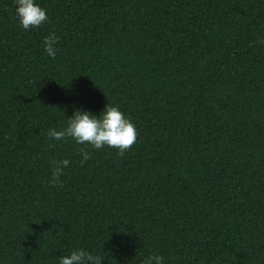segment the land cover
Returning a JSON list of instances; mask_svg holds the SVG:
<instances>
[{
	"label": "trees",
	"instance_id": "16d2710c",
	"mask_svg": "<svg viewBox=\"0 0 264 264\" xmlns=\"http://www.w3.org/2000/svg\"><path fill=\"white\" fill-rule=\"evenodd\" d=\"M37 3L24 31L0 0V264H264V0ZM107 104L137 129L123 155L48 137Z\"/></svg>",
	"mask_w": 264,
	"mask_h": 264
},
{
	"label": "clouds",
	"instance_id": "9594fccd",
	"mask_svg": "<svg viewBox=\"0 0 264 264\" xmlns=\"http://www.w3.org/2000/svg\"><path fill=\"white\" fill-rule=\"evenodd\" d=\"M14 18L24 31L35 30L48 22L45 8L37 0H15ZM58 37L49 35L44 38V52L50 58L57 55ZM50 139L61 141L70 138L76 144H87L93 149L104 147L117 150L123 155L137 140V129L118 106L106 105L98 115L79 109L73 110V115L68 118L67 126L57 130L50 128L47 132ZM81 163L90 159V153L84 149L80 151ZM69 159L52 162L50 183L54 186L60 184L63 170L70 165ZM57 264H103V258L93 255L83 248L71 250L67 255L57 258ZM143 264H164V258L158 254H150Z\"/></svg>",
	"mask_w": 264,
	"mask_h": 264
}]
</instances>
